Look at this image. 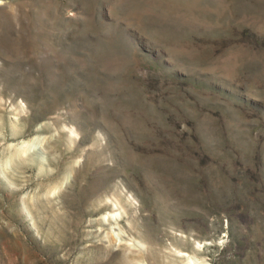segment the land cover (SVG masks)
Here are the masks:
<instances>
[{"label": "rangeland", "instance_id": "rangeland-1", "mask_svg": "<svg viewBox=\"0 0 264 264\" xmlns=\"http://www.w3.org/2000/svg\"><path fill=\"white\" fill-rule=\"evenodd\" d=\"M0 264H264V0H0Z\"/></svg>", "mask_w": 264, "mask_h": 264}]
</instances>
